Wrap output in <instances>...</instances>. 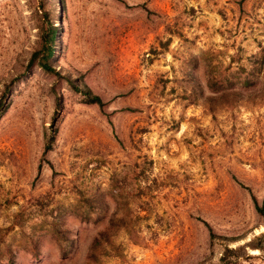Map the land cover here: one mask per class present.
I'll return each mask as SVG.
<instances>
[{
  "label": "rangeland",
  "instance_id": "obj_1",
  "mask_svg": "<svg viewBox=\"0 0 264 264\" xmlns=\"http://www.w3.org/2000/svg\"><path fill=\"white\" fill-rule=\"evenodd\" d=\"M1 99L0 264H264V0H0Z\"/></svg>",
  "mask_w": 264,
  "mask_h": 264
},
{
  "label": "trees",
  "instance_id": "obj_2",
  "mask_svg": "<svg viewBox=\"0 0 264 264\" xmlns=\"http://www.w3.org/2000/svg\"><path fill=\"white\" fill-rule=\"evenodd\" d=\"M55 37H56V26L52 22H48L46 26L41 27L39 46L36 50L32 52L30 60H29V65L35 63L36 65H38L40 68H42L43 70L47 72L57 73L55 68L50 63V59L54 53ZM245 83H247V81ZM216 84L217 83L214 82L213 85H216ZM232 87L234 86L231 85V88ZM74 88L82 92V94L85 96V101L87 103H94L99 106L103 105L101 98L98 95L92 94L90 90L83 91L78 86H75V85H74ZM2 103H3V100L1 99L0 107ZM255 210L257 214L264 221V204H258L255 201ZM252 239L253 240H250V242L251 241L258 242L256 243L257 246L253 245L252 247H257L260 250L264 251V244L261 243L264 241V231H261L258 234L254 235ZM236 250H237L236 248L232 249V248L226 247L220 257L221 264H231L232 260L229 256H231V254H235Z\"/></svg>",
  "mask_w": 264,
  "mask_h": 264
}]
</instances>
